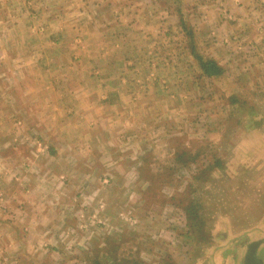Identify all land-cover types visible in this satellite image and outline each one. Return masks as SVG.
I'll list each match as a JSON object with an SVG mask.
<instances>
[{
  "label": "rangeland",
  "instance_id": "1",
  "mask_svg": "<svg viewBox=\"0 0 264 264\" xmlns=\"http://www.w3.org/2000/svg\"><path fill=\"white\" fill-rule=\"evenodd\" d=\"M64 1L66 0H36L43 8L50 6L53 12L57 8L62 9ZM94 1L96 0H84L82 5L91 9ZM127 1L131 0H112L115 6L110 11V16L95 18L100 27L94 29L92 36L97 41L88 42L89 48L85 51L80 49V39L73 32L61 40L62 45L54 48L53 45L41 42V38H38V43H31L30 46L34 47L31 50L2 47V264H14L16 259L17 264L20 261L22 264H92L93 256H97L101 264H105V261L110 264L109 261L113 258L109 252L114 253V257L120 258L125 264L130 263L127 259L131 262L136 259L143 264H163L168 260L180 262L176 254L179 246L175 242L168 248L173 254L171 260L162 254L161 245L166 238L170 239L176 233L184 231V221L178 223L175 214H170L169 219H165V213L158 210L160 207L150 209L152 206L146 205L147 203H144L146 207L137 206L136 203L140 201L137 190L145 184L142 186L137 173L131 171L133 163L129 162V158L122 156L130 150L124 147L120 149L121 158L115 163L120 174L112 178L74 176L77 171L72 169H79L76 158L64 161L68 167L63 169L66 173L63 177L54 179L45 170H39L48 161L47 142L54 139V134L57 135L56 138H60L58 140L73 139V143L77 144L65 147L62 152L64 155L75 157L72 154L79 152L92 155L97 150L96 140L100 139L101 131L98 135L95 129L90 130L84 126L57 130L55 122L50 129L42 128L49 121L60 120L63 113H67V119L71 120L80 109L78 102L81 93H86L91 101L108 99L123 107L128 105L123 101L132 97L134 102L150 103V108H145L143 112L135 109V113H128L125 117L130 115L134 118L135 122L130 130L133 140L138 138L135 134L146 142L155 138H150L153 132L148 131L147 126L140 129L141 124L138 122H143L145 117L153 119L150 120L151 128L157 129L159 126L158 130H163L162 134H156L160 140L149 154L152 171L164 173L171 170L174 174L162 186L163 193L183 189L188 178H179L178 175L183 176L188 170L190 173L202 171L203 178L198 181L200 186L195 196H198L200 203L196 208V215L201 217L205 227L203 233L207 237L206 241L199 240L198 251L210 248L208 256L202 258L206 257L203 260L205 263L245 264L242 255L245 246L252 241H260L263 244L261 253L264 252V81H255L256 68L254 70L250 67L249 72L246 70L249 63H256L257 47L264 45V0H257L255 3L261 8V14L257 12L255 16L251 15L247 22L234 19L232 15L229 18L228 12L219 2L214 3L216 7L211 9L210 14L204 13L210 17L203 18L201 8L196 6L197 0H149L143 8L142 1L141 4H130ZM78 5L79 2L75 0L74 7L79 8ZM122 7L124 13L128 12L127 15H119ZM178 7L187 25L193 29L198 52L222 65L223 75L215 79L200 75L197 62L188 53L183 32L178 25ZM130 11L134 13L130 14ZM212 16L219 26L212 27L211 32L208 18L212 19ZM34 19L33 31L28 32L40 34L44 25L39 24L40 19ZM116 21L119 26H115ZM61 25L60 22L59 26ZM122 25L127 28L122 30ZM107 28L110 32L105 33ZM102 32L104 33L100 34ZM52 35L49 33L50 37H55ZM4 36L10 40L16 37L6 33ZM0 39L2 43V27ZM114 43L119 44L112 49V46L115 47ZM18 54V58L25 56L26 62L33 61V66L25 64V71L14 62L10 64L11 59L17 58ZM42 55L45 57L41 58ZM38 58L42 59L40 63L35 61ZM246 74L248 75L245 76ZM46 86L49 89H45ZM100 94L105 96L103 100ZM104 109L109 122L113 110L109 107ZM123 116L124 114L119 115L113 125L122 126ZM35 123L40 125L39 130L34 128ZM122 133L119 130L117 134L120 140L123 139ZM105 137L111 139L108 133ZM83 141L84 147L80 146ZM178 141H181L182 149H189L191 154L201 151L195 161L186 166L174 163ZM213 143L217 146L213 147ZM216 160L220 164L211 171H206L208 163L214 164ZM51 165L48 162V166ZM90 167L91 164H88V168ZM64 177L66 185L75 187L77 195L80 188L99 187L98 197L94 201L90 200L88 209L104 202L110 205L112 212L114 205L115 208L118 207L119 214L113 217L110 212L107 217L110 218L109 222L104 221L103 228L97 226V223L102 222L80 219L73 227L72 235L76 242H66L64 239V242L56 244L53 253L42 249L46 245L42 244L37 250V256L32 255L27 250L30 242L25 238V231H22L21 241L15 234L18 238L16 242L14 233L8 234V231L15 227L19 229L20 225L26 223V209L23 206L28 205L38 192L39 207L43 204L45 210L48 201L47 182H63ZM90 191L86 195L88 200ZM98 200L101 202H97ZM73 201H78V196ZM164 203L165 207L170 205L167 198ZM93 214L95 213H90V218H93ZM114 222H117L116 225H112ZM166 223L174 228H166ZM85 224L89 226L85 227ZM93 226H97L96 229ZM159 229L163 230L162 234L158 232ZM171 229L173 233L170 232ZM120 234L123 235L122 239L118 236ZM110 238L116 239L113 244L116 247L107 243ZM75 243L84 250L71 247ZM20 244L23 245L22 253L18 251ZM95 247L101 249L92 252Z\"/></svg>",
  "mask_w": 264,
  "mask_h": 264
},
{
  "label": "crops",
  "instance_id": "2",
  "mask_svg": "<svg viewBox=\"0 0 264 264\" xmlns=\"http://www.w3.org/2000/svg\"><path fill=\"white\" fill-rule=\"evenodd\" d=\"M74 1L75 0H66L64 1L63 8H57V11H52L53 9L48 7H42L38 5V2L36 0H0V28L2 27V43L0 39V66L3 65V61L1 58L2 54V47L4 49L6 48H16V49H26L31 50L34 48L33 46H30L31 43L36 42L38 43V38H41V42L49 45H53L52 48L57 47L61 43V40L66 37L67 34H70L73 32L80 40L79 41V47L80 49H83V51L87 50L89 48L88 42H96L94 40V29H98L100 25L95 21L96 17H107L110 16V11L114 8V4L112 0H96L92 3V8L89 9L88 7H85L84 0H77L79 2L80 6L79 8L74 7ZM142 1V8L148 4L149 0H131L128 3L132 4H141ZM215 2H219L220 5H223V8L226 9L228 12V17L232 15V18L247 22V18H249L251 15L257 14V12H260L261 14V8L256 6L257 0H197L196 6H198L200 11L203 14V18L210 15H205L204 13H209L211 9H214L216 6L214 5ZM253 3V4H252ZM252 4V5H251ZM237 6V7H236ZM249 7V8H248ZM55 9V8H54ZM224 10V9H223ZM225 11V10H224ZM141 11H139L140 13ZM134 12L130 11V14H133ZM254 13V14H252ZM127 15L128 12L124 13V8L122 7V11L119 15ZM226 15V14H225ZM223 16V15H222ZM257 17V16H256ZM34 18H37L36 20L40 19L39 23L40 25H44L43 30L39 33L40 34H29L28 31H33L32 26L34 25L33 21ZM230 18V17H229ZM242 19V20H241ZM208 21L211 22V32L212 29L215 27H218L219 24L217 23L216 19L212 16V19L208 18ZM225 21V20H224ZM38 22V21H37ZM60 22L62 23L61 26H59ZM115 26H119V23L116 21ZM213 27V28H212ZM103 29L104 26H101ZM127 28L126 25H122V30H125ZM110 29L107 28V31L105 33L110 32ZM218 30V28H217ZM97 31V30H96ZM264 31V30H263ZM243 32V28H242ZM4 33L9 35H16L14 39H9L8 37L4 36ZM49 33L55 35V37H50ZM104 32L100 33L103 34ZM37 35V36H36ZM41 35V36H39ZM225 40V39H224ZM115 47H118L119 43H114ZM263 45V44H262ZM258 46L257 54L258 58L256 60V63H249V68H246V70L249 72L250 67H253L255 70L254 75L255 81L262 80L264 81V45ZM96 46V45H95ZM38 46V50H39ZM96 49V47H95ZM20 56L17 55V58L11 59L10 64L15 63V65L22 66V68L26 71L25 64H31L33 61H27L25 59V56L22 58H18ZM45 55L41 58H44ZM35 59L36 63H40L42 59ZM216 58V57H214ZM32 65V64H31ZM29 65V66H31ZM62 64H60L61 66ZM33 66V65H32ZM246 74L245 76H247ZM0 79H2V72L0 69ZM124 81V80H123ZM45 89H49V86H46ZM120 94V93H117ZM147 94V93H146ZM98 95V94H97ZM107 96V94H106ZM78 98V94H77ZM79 102L80 103V109L77 110L78 112L73 111L74 115L72 116V119H67V113H63V115L60 116V120L56 121H49L46 123V126L42 128L50 129L52 127L51 124L53 122L56 123V129L57 130H66L70 127H87L90 130L95 129V131L102 134H100V139L98 138L96 140L97 150H95L93 153L84 155L80 152L78 154H72L75 157H70L68 155H64L63 149L65 147H68V145L76 146L77 144L73 143V139L64 138V140H58L60 138H56L57 135L54 134V139L50 142V140L47 142L49 144L48 151L46 153V158L48 159L45 166L39 167V170H45L47 173H50L51 178H59L65 176L66 173H64V168H67L68 165L64 163V161H73L74 158L77 159L79 162V169H72L74 171H77L74 176L78 177H90V178H96V177H114L117 174H120L118 171V167L115 164L121 157L119 155V151L122 147H124L126 150H130L127 154H122V156H125V158H129V162L133 163V167L131 171L136 172L138 175V172L136 170V165L140 163V157L142 155H149L151 153V150L154 149V146L158 144L160 138H157V133H163V130H158L159 126L156 128H151L150 126V119L148 117H145L143 122H138L141 124L140 129L142 126H147L148 131L153 132L150 138L155 137L152 141L146 142L145 139H142L140 135L137 139H132V132L130 131L132 129V125L135 122L134 118H132L130 115L126 118L125 116L128 113H135V109H139V111H144L145 108H148L150 106L149 102L143 103V102H134L132 100L134 97L129 99L128 101H123L124 104L128 105L126 107L121 106L122 104L116 103L118 105H115L114 103H111L112 101H108L106 99L105 101L100 100H89L88 97H86V93H81L79 95ZM100 98L103 100L105 96L100 94ZM75 103V102H74ZM143 108H140V107ZM104 107H109L111 110V113H113V116H111V120L107 122L108 119H106L105 112L106 109ZM54 108V107H53ZM150 108V107H149ZM133 109V110H132ZM53 110H56L53 109ZM124 110H130L128 112H125ZM132 110V112H131ZM122 126L113 125L114 120L117 119L119 115H123ZM57 118V117H54ZM61 124V125H60ZM36 126H34L35 129L39 130L40 125L38 123H35ZM17 126V124H16ZM1 128V125H0ZM2 128H5L2 125ZM32 129V128H31ZM160 129V128H159ZM123 132V139L120 140L117 136L118 132ZM110 135L111 139L109 140L106 135ZM157 136V137H156ZM106 138V139H104ZM56 141V142H54ZM85 141L80 142V146H85ZM213 147L217 146V144L213 143ZM110 147V148H109ZM93 146H91V149ZM131 148V149H130ZM106 149V150H105ZM123 149V148H122ZM3 156V155H2ZM2 156L0 155V158L2 159ZM82 156V157H81ZM81 158V159H80ZM126 159V160H127ZM48 162L52 164L50 167L48 166ZM80 163L82 164L80 166ZM94 163V164H92ZM88 164H91V167L88 168ZM114 164V165H113ZM77 167V163L75 165ZM63 171V172H62ZM130 171V172H131ZM125 174V173H124ZM39 175H37L38 177ZM62 184V185H61ZM62 186V189H61ZM46 193H47V208L43 210V204L41 207H39L40 204V197L34 196L30 203L28 205H24L23 207L26 209V215H25V222L24 224L20 225L19 229L16 227L12 230L10 229L8 231L9 233H14V241H18V238L16 235H18L20 241H21V235L22 231H25V238L29 240L30 244L27 246V250H30L31 254L36 255L38 254L37 250L42 247V244H46L45 247H42V249H46L47 251L50 250L52 253L56 249V244L61 243L65 241L69 242H76V239L74 238L73 227H75L76 222L78 220H84V221H92V222H102L97 223V226H100V228H103L104 221H108V215L110 214L111 207L110 205H106L104 202H101L98 204H95L93 206H90L88 209V205L90 204V200L94 201L99 194V190H97L99 187H83L79 189V195H77V191H75V187L71 188L72 186L66 185V178L64 177L63 182H59L58 180L55 182L50 183L47 182L46 185ZM91 190V191H90ZM90 191L89 200L88 197L86 198L87 193ZM177 190H169L167 192V195H171L175 193ZM78 196V201H73L75 197ZM87 200V201H86ZM113 201V200H112ZM116 201V200H114ZM70 202V204H69ZM178 199L173 202V205L164 206H157V204L151 205L150 209L153 207L157 208L160 207L158 210L160 213L164 214L165 219H169L170 214H175L177 217V222H182L183 225V232L176 233L174 236L170 237V239H165L164 243L161 245V251L162 254L164 253L165 258H169L170 260L173 258V254L168 251L169 246L172 244V242H175L176 245L179 246V250L177 251V255L180 260L179 261H173L175 264H207L202 258L208 254L210 248L204 249L203 251H198V242L196 235L194 233L188 232V229L185 225V219L183 217L182 211L178 208L177 205ZM137 206L139 203H136ZM174 207V208H172ZM179 209L180 211H177ZM156 211V210H155ZM177 211V212H176ZM94 212L93 218H90V213ZM173 212V213H171ZM179 213V214H178ZM118 207L115 208L114 205V211L112 212L113 217H117L118 215ZM178 214V215H177ZM98 215V216H97ZM181 215V216H180ZM46 216V217H44ZM111 216V217H112ZM122 216V215H121ZM169 216V217H168ZM181 219H180V217ZM113 219V218H112ZM117 220V218H116ZM112 221V220H110ZM125 221V220H124ZM128 223L127 221H125ZM82 223V222H81ZM80 223V224H81ZM117 222H114L112 225H116ZM24 226V227H23ZM89 225L85 224V227H88ZM97 226H93L96 227ZM166 228H168L169 224L166 223ZM174 228L173 226H171ZM25 230H24V229ZM63 229V230H61ZM116 230V229H115ZM82 233L84 231L80 230ZM163 230H160V234H162ZM18 232V233H17ZM173 233V229L170 231ZM166 233V232H165ZM16 234V235H15ZM4 235V233H3ZM254 243V241H252ZM254 255L253 257L259 264H264V252L261 253V247L263 246L260 241L256 242ZM264 243V242H263ZM262 244V245H261ZM69 246V244H68ZM71 247H79V244H71ZM2 249V214H0V250ZM69 250L72 248H68ZM83 249V248H81ZM23 245L20 244L18 247V251L22 253ZM84 250V249H83ZM37 252V253H36ZM208 256V255H207ZM22 257V256H21ZM21 257L18 259L21 260ZM234 258V257H233ZM217 260V259H216ZM17 259L15 260L14 264L16 263ZM169 261V260H168ZM13 262H10L12 264ZM0 264H2V254H0ZM20 264L21 261H20Z\"/></svg>",
  "mask_w": 264,
  "mask_h": 264
},
{
  "label": "trees",
  "instance_id": "3",
  "mask_svg": "<svg viewBox=\"0 0 264 264\" xmlns=\"http://www.w3.org/2000/svg\"><path fill=\"white\" fill-rule=\"evenodd\" d=\"M176 12L178 14V25L181 28L184 38H185V44L188 53L190 56L196 60L198 68L200 70V75L207 78V79H215L224 73V68L222 65H220L216 60H214L211 57H205L202 54H200L197 50V43H196V36L193 32V29L189 27L186 23V21L183 18V15L181 13L180 7L176 8ZM196 143V142H195ZM189 149H182L181 141H178L177 146L175 147V164H181L183 166L188 165L189 162H193L196 160V157L201 153L200 150L194 152L193 154L188 152ZM149 155H142L140 157V163L136 165V170L138 172L137 178L140 180V184L144 187L141 189H138V193L140 196L139 205L141 207H146V205L151 206L153 204H160L161 206H164V200L167 198V202H169L170 205L173 204V202L178 199L177 205L178 208L182 211L183 217L185 219V225L188 229V232L194 233L198 240L200 241H206L207 237L206 234L203 233L204 230V224L200 220L201 217L196 215V208L199 207V198L196 195V190L200 186L198 183L199 179L203 178V174L200 171H197V173L191 172L190 170L186 171L185 175L181 176L178 175L179 178L187 177L188 181L184 185L183 189L180 191H176L175 193L171 195H167L166 193H163L162 186L164 187L165 184H167L171 179V177L174 175L171 170H167L164 173L154 172L152 171V167L149 164ZM220 161L216 160L214 164H209L206 168L210 171L212 168H215L216 165H219ZM213 172V171H212ZM202 174V175H201ZM175 178H177L175 176ZM144 183V184H143ZM155 186V187H154ZM157 187V189H156ZM144 203H147L146 205ZM206 230V229H205ZM119 238H123V235L120 234ZM111 240H107V243L111 245V247H116L115 240L113 238H110ZM120 239V240H121ZM106 244V242H105ZM118 247V246H117ZM101 249L100 247H95L92 252H95L96 250ZM111 257L110 264H125L121 262V259L114 257V253L109 252L108 253ZM113 255V256H112ZM93 262L92 264H101L100 259L97 256H93ZM128 264H143L141 261L138 260H131L127 259ZM106 264V261L104 262ZM127 263V262H126ZM163 264H175L170 261H166Z\"/></svg>",
  "mask_w": 264,
  "mask_h": 264
},
{
  "label": "flooded vegetation",
  "instance_id": "4",
  "mask_svg": "<svg viewBox=\"0 0 264 264\" xmlns=\"http://www.w3.org/2000/svg\"><path fill=\"white\" fill-rule=\"evenodd\" d=\"M257 243L256 242H254V243H249V244H247L246 246H245V250H244V252H243V263H253V264H259V263H257V261L255 260V258L253 257V253H254V250H255V245H256ZM251 249L253 250V251H251ZM245 256V257H244ZM245 260V261H244Z\"/></svg>",
  "mask_w": 264,
  "mask_h": 264
},
{
  "label": "bare ground",
  "instance_id": "5",
  "mask_svg": "<svg viewBox=\"0 0 264 264\" xmlns=\"http://www.w3.org/2000/svg\"><path fill=\"white\" fill-rule=\"evenodd\" d=\"M239 239V238H238ZM262 245V244H261ZM235 249V248H234ZM251 251H253L252 249H251ZM245 257V256H244ZM235 260V259H234ZM245 261V260H244ZM251 264H253V263H251Z\"/></svg>",
  "mask_w": 264,
  "mask_h": 264
}]
</instances>
